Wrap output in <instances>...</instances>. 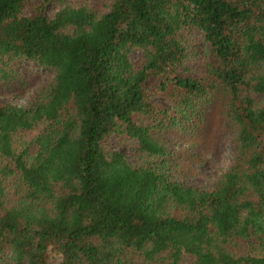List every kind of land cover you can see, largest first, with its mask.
<instances>
[{
  "label": "trees",
  "instance_id": "obj_1",
  "mask_svg": "<svg viewBox=\"0 0 264 264\" xmlns=\"http://www.w3.org/2000/svg\"><path fill=\"white\" fill-rule=\"evenodd\" d=\"M24 61L53 78L25 105L0 102V264H264V0H114L104 13L0 0L6 91L28 84ZM218 97L232 164L214 184L178 179L168 134L188 139Z\"/></svg>",
  "mask_w": 264,
  "mask_h": 264
},
{
  "label": "rangeland",
  "instance_id": "obj_2",
  "mask_svg": "<svg viewBox=\"0 0 264 264\" xmlns=\"http://www.w3.org/2000/svg\"><path fill=\"white\" fill-rule=\"evenodd\" d=\"M76 4L92 5L99 13L110 10L114 0H68ZM59 8L57 3H51L49 12L53 14ZM189 41L195 52L192 54L190 72H202L205 69V60L209 57L206 51L204 36L198 31H192ZM141 51L136 50L134 59L138 60ZM20 71L28 80L26 85H17L16 90L6 91L3 84L0 85V102L14 101L25 105L29 99L47 82L53 78V73L38 63L24 61L20 65ZM155 98L168 104V98L156 94ZM263 100V95H258ZM203 110L204 124L197 127L196 132L188 139L184 134L173 131L168 134L169 144L173 150L170 157V166L178 179L198 185H210L216 183L222 174L231 166L234 157V130L229 124L227 103L223 97L208 102ZM40 128L26 131L28 138H33L39 133ZM109 144L122 150L135 164L142 163L146 157L140 150L138 140L127 136L113 135ZM193 258L189 257L184 264H192Z\"/></svg>",
  "mask_w": 264,
  "mask_h": 264
}]
</instances>
